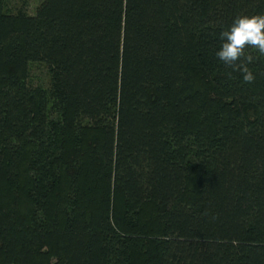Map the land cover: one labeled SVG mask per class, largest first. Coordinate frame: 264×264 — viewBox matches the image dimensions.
<instances>
[{"label":"trees","instance_id":"obj_1","mask_svg":"<svg viewBox=\"0 0 264 264\" xmlns=\"http://www.w3.org/2000/svg\"><path fill=\"white\" fill-rule=\"evenodd\" d=\"M28 7L0 0V264H264V56L216 55L264 0Z\"/></svg>","mask_w":264,"mask_h":264},{"label":"clouds","instance_id":"obj_2","mask_svg":"<svg viewBox=\"0 0 264 264\" xmlns=\"http://www.w3.org/2000/svg\"><path fill=\"white\" fill-rule=\"evenodd\" d=\"M220 38L224 41L216 53L224 64L243 74L246 83H253L255 75L249 65L259 56H264V14L236 17L228 30L222 31Z\"/></svg>","mask_w":264,"mask_h":264},{"label":"rangeland","instance_id":"obj_3","mask_svg":"<svg viewBox=\"0 0 264 264\" xmlns=\"http://www.w3.org/2000/svg\"><path fill=\"white\" fill-rule=\"evenodd\" d=\"M21 1L22 0H11L12 4H14V5H20L21 4ZM42 1L43 0H27V2L29 4V7H28L29 12L31 14H35L36 13V10H37V7L40 5V3ZM33 75L35 77V80H38L41 77H44L45 71L42 68H40V67H36L33 70Z\"/></svg>","mask_w":264,"mask_h":264}]
</instances>
